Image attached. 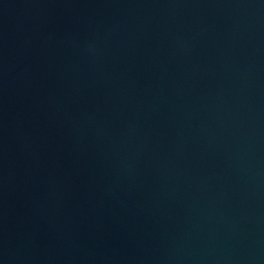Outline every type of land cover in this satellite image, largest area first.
Segmentation results:
<instances>
[{
  "label": "water",
  "instance_id": "95a60500",
  "mask_svg": "<svg viewBox=\"0 0 264 264\" xmlns=\"http://www.w3.org/2000/svg\"><path fill=\"white\" fill-rule=\"evenodd\" d=\"M0 264H264V0H0Z\"/></svg>",
  "mask_w": 264,
  "mask_h": 264
}]
</instances>
